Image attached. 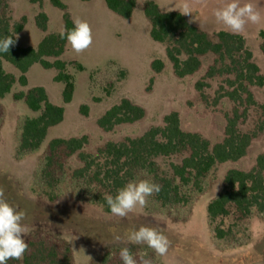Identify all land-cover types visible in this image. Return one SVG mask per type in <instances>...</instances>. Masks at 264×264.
Listing matches in <instances>:
<instances>
[{"label":"rangeland","instance_id":"rangeland-1","mask_svg":"<svg viewBox=\"0 0 264 264\" xmlns=\"http://www.w3.org/2000/svg\"><path fill=\"white\" fill-rule=\"evenodd\" d=\"M65 9L58 8L51 0H7V16L12 26L23 24L17 35L22 47H37L50 34L65 31L64 18L89 23L93 43L85 52L77 54L67 43L59 58L68 63L75 76L76 90L73 101L63 103V84L55 82L57 71L34 65L27 74L29 86H17L13 91H26L30 87H44L50 100L66 108L64 121L49 130L46 140L36 153L21 157L18 143L21 126L27 117L35 115L23 102H16L12 95L0 99L2 120L0 124V188L4 189L6 201L17 211L26 213L22 221L26 228L24 239L33 235L50 236L66 242L73 250L74 264H121L119 251L128 247L133 253L147 251L153 264H264V217L254 212L241 217L231 207L230 215L209 222L207 205L224 187V179L231 169L250 171L259 156H264V132L254 138L247 156L238 162L218 165L203 183V191L189 186L181 189L180 199L165 205L149 197L143 209L137 207L125 217L108 214L103 207L92 203L109 195L91 179L75 176L84 166L76 154L58 176L54 187L42 178L48 144L56 138L88 137L83 153L97 155L108 142H124L141 137L152 128L163 127L164 117L172 112L180 115L183 130L199 133L211 145L225 138L227 116H233L239 107L223 95L228 88L226 81L234 79V73H221L224 66L218 56L201 57L202 66L193 75L180 78L167 56L172 42L157 43L150 36L152 22L144 12L149 1L156 2L164 12L183 13L187 4L190 14H183L187 21L209 34L213 40L220 31L229 30L216 21L213 12L231 0H136V9L129 19L112 12L105 0H59ZM252 3L264 17V0H239ZM42 15L47 17L45 28ZM264 19L258 24L248 23L238 34L245 38L247 49L264 75ZM51 58L50 61H55ZM162 61L164 68L156 72L155 61ZM78 64L82 67L79 70ZM7 71L18 72L9 64ZM212 68L216 69L209 76ZM202 84V90L197 84ZM257 105L247 108L246 117L239 123L243 133H254L262 120L260 105L264 104V86H249ZM128 99L141 106L146 116L134 123L116 127L106 132L98 126V120L113 105ZM84 107H87V114ZM186 153L156 160V174L148 171L147 177L158 184V177L171 175V164H180ZM130 180V181H131ZM48 193L57 196L50 201ZM141 226L155 228L170 241L168 252L159 256L145 245H134L129 234ZM227 232L218 239L216 228ZM119 237V239H117Z\"/></svg>","mask_w":264,"mask_h":264},{"label":"trees","instance_id":"trees-1","mask_svg":"<svg viewBox=\"0 0 264 264\" xmlns=\"http://www.w3.org/2000/svg\"><path fill=\"white\" fill-rule=\"evenodd\" d=\"M51 1L58 8L65 9L59 0ZM105 3L109 10L125 19L131 18L137 6L136 0H105ZM6 7L7 0H0V39L17 37L24 29L23 24L11 25ZM144 12L152 22V40L157 43L172 42L167 48V56L180 78L195 74L202 66L201 57L214 54L224 66L221 73H234V79L226 81L228 88H223L221 97L230 99L239 107L257 105L249 86H264V75L254 62L253 54L247 49L243 36L220 31L215 41L209 34L191 25L182 13L164 12L154 1L147 2ZM41 17L43 22L39 25L45 28L47 17ZM64 24L65 30L74 26L68 16H65ZM261 36L264 40V31ZM66 44V39H61L59 33L50 34L37 47H22L17 41L9 53H0V99L12 95L14 101L23 102L35 113L34 116L27 117L21 126L17 149L21 157L40 150L49 130L64 121L66 108L55 105L44 87H30L18 92L13 90L17 86H29L27 74L38 64L47 70L57 71L55 82L63 84V103L70 104L76 84L69 66L75 63L59 59L65 52ZM262 50L264 51V43ZM51 58L56 60L51 62ZM6 64L11 65L19 75L7 71ZM78 68L82 70L79 64ZM154 68L156 72H160L164 63L155 61ZM216 72L212 68L209 76ZM197 89L201 91L202 84H197ZM239 107L234 110L233 116H227L225 138L215 145H211L199 133L183 130L177 112L164 117L163 127L152 128L139 138L119 143L108 142L98 150L97 155L82 152L89 142L87 136L53 139L48 144L42 178L49 187H54L67 161L78 154L84 166L75 172V176L88 177L91 183L115 196L120 188L135 177L137 171L146 169L156 174L157 159L186 153L180 164H171V175L158 177L160 191L156 194V199L167 205L174 199H180L183 187L193 186L202 192L203 181L218 165L238 162L247 156L254 138L259 132H264V104L260 105L262 120L254 133L240 131L239 123L246 117L247 108L240 112ZM83 109L87 114V107ZM2 115L0 106V124ZM145 116L146 112L141 106L122 99L105 112L98 120V126L111 132L118 126L134 124ZM48 196L51 202L58 199L52 193H48ZM92 203L102 206L106 213L111 214L104 198L93 200ZM231 207L244 218L250 217L254 212L264 217V156L258 157L256 166L250 171L231 169L227 172L222 191L207 205L209 222L229 216ZM215 234L218 239H222L227 232L217 227ZM25 241L29 250L24 258L20 261L11 260L8 264H74L73 250L64 241L41 234L30 236Z\"/></svg>","mask_w":264,"mask_h":264},{"label":"clouds","instance_id":"clouds-1","mask_svg":"<svg viewBox=\"0 0 264 264\" xmlns=\"http://www.w3.org/2000/svg\"><path fill=\"white\" fill-rule=\"evenodd\" d=\"M187 4L184 5L182 14H190ZM213 15L217 22L222 23L232 34L242 33L248 23L258 24L264 17L252 3L241 5L239 0H231L226 5L214 10ZM73 28L61 31V39H66L71 49L77 53H83L93 43L92 29L85 20L76 19L73 21ZM18 37L7 36L0 39V53H9L10 49L17 43ZM148 171L141 169L138 177H147ZM160 185L150 179H135L126 183L117 191L115 196L105 195L110 211L113 215L125 217L130 212L147 206L149 197L159 193ZM24 211H17L10 205L4 195V189L0 188V264H8L9 261H20L29 250V245L24 239L26 228L22 221L25 219ZM119 239V237H117ZM128 240L134 245H145L148 249L159 256L168 252L170 241L155 228L141 226L138 230L132 231ZM121 264H153L147 251L138 250L133 253L128 247L119 251Z\"/></svg>","mask_w":264,"mask_h":264},{"label":"crops","instance_id":"crops-1","mask_svg":"<svg viewBox=\"0 0 264 264\" xmlns=\"http://www.w3.org/2000/svg\"><path fill=\"white\" fill-rule=\"evenodd\" d=\"M17 72V71H16ZM12 73H14V72H12ZM14 74H16V73H14ZM17 75V74H16ZM29 80V79H28ZM36 87V86H35Z\"/></svg>","mask_w":264,"mask_h":264}]
</instances>
